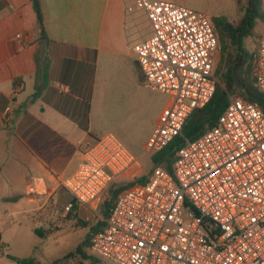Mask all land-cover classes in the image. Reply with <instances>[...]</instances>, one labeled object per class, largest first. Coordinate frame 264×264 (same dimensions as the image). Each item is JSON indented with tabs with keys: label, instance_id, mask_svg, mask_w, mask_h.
Returning a JSON list of instances; mask_svg holds the SVG:
<instances>
[{
	"label": "built area",
	"instance_id": "1",
	"mask_svg": "<svg viewBox=\"0 0 264 264\" xmlns=\"http://www.w3.org/2000/svg\"><path fill=\"white\" fill-rule=\"evenodd\" d=\"M136 7L152 27V35L132 47L144 85L169 96L145 145L153 157L213 99L220 40L201 11L164 0H136ZM257 49L254 77L264 94V36ZM80 159L61 184L104 221L92 237L97 256L112 264H264V111L258 104L231 97L215 128L185 140L172 172L154 168L146 184L118 195L104 219L100 208L112 185L136 182L142 165L114 135L85 145ZM46 191L43 179L30 180L31 196Z\"/></svg>",
	"mask_w": 264,
	"mask_h": 264
},
{
	"label": "crops",
	"instance_id": "2",
	"mask_svg": "<svg viewBox=\"0 0 264 264\" xmlns=\"http://www.w3.org/2000/svg\"><path fill=\"white\" fill-rule=\"evenodd\" d=\"M39 2L45 36L31 0H0V152L7 145L13 161L7 174L16 177L2 180L0 168V221L9 228L48 208L62 181L76 172L81 149L97 140L92 107L115 69L130 72L133 60L144 82L132 47L152 35L148 15L136 0ZM211 11V18L220 17L215 8ZM58 85L69 91L60 93ZM32 178L43 179L46 193H28ZM69 201L66 208L76 204L72 196ZM76 205L68 212L74 220L95 216ZM97 222L104 224L99 217Z\"/></svg>",
	"mask_w": 264,
	"mask_h": 264
},
{
	"label": "rangeland",
	"instance_id": "3",
	"mask_svg": "<svg viewBox=\"0 0 264 264\" xmlns=\"http://www.w3.org/2000/svg\"><path fill=\"white\" fill-rule=\"evenodd\" d=\"M193 10L201 11L207 15L215 24L218 17H210L211 10H217L220 17H224L232 23H239L245 16V9L238 7L235 0H222V6L216 8L219 0H177ZM264 36V21L259 19L255 27L244 32L243 49L250 55H257L258 43ZM220 40V39H219ZM221 53L217 55L215 62V73L220 66ZM169 100L166 94L152 92L148 90L140 77L137 66L131 61V71L126 69H115L113 76L108 80L97 97V102L92 107L91 121L98 131L97 139L113 134L131 150V154L138 158L142 164V169L133 176L131 181L137 179L136 183L144 185L148 176L153 171L151 157L146 153L144 145L148 141L156 120L162 109ZM7 145L2 146L0 152V168L3 169L1 179L8 180L16 177L8 175L12 160L7 153ZM145 177L146 181L140 178ZM28 177H25L27 179ZM11 182V181H10ZM129 182H116L112 185L119 188ZM111 187V188H112ZM112 195L111 189L105 201ZM71 200V196L63 188L62 184L58 188L57 194L48 200V208L37 209L27 218L23 217L21 223L9 228V224H1L0 232L4 233L3 241L5 249L0 256V264H9L12 258L17 260L29 259L34 264H112L110 261L94 254L91 249L85 248L89 260L83 259L80 255L76 258L68 259L70 253L75 252L90 235L91 228L98 222L96 216L91 215L90 219L82 217L88 226H83L82 222L74 220L68 216L66 205ZM104 201V202H105ZM104 204V203H103ZM103 204L100 214L103 215ZM4 208L0 205V219L3 217ZM66 215L64 218L62 215ZM87 228V229H86ZM37 229L46 231L45 238L36 233Z\"/></svg>",
	"mask_w": 264,
	"mask_h": 264
},
{
	"label": "trees",
	"instance_id": "4",
	"mask_svg": "<svg viewBox=\"0 0 264 264\" xmlns=\"http://www.w3.org/2000/svg\"><path fill=\"white\" fill-rule=\"evenodd\" d=\"M37 12L38 22L45 36L44 16L39 0H31ZM238 7L245 9L244 18L239 23L227 21L224 17H218V21L214 24L216 33L220 39V66L216 71V76L219 83L216 88L213 99L202 109H197L187 120L182 134L177 136L174 141L164 150L151 157L153 169L163 167L169 172H172V165L176 160L177 153L185 143L186 139L194 140L204 133L212 130L218 124L219 118L227 108L231 97H239L248 102L258 104L264 111V94H262L257 86L254 77L255 55H250L243 49L244 32L248 29L252 30L257 20L264 21V0H236ZM38 95V94H37ZM36 95V96H37ZM146 181L145 177L140 178ZM138 180H136L137 182ZM136 182L127 183L119 188H111L112 195L104 202L103 212L107 218L112 207L120 193L135 185ZM73 202V201H72ZM77 209V205L73 204L70 211ZM82 222L83 226H88L86 222ZM104 226L103 223H98L90 227L92 235H90L75 252L70 253L66 258H76L80 255L83 259L89 260L92 257L88 256L85 248L91 249L92 237ZM36 233L42 239L45 238L46 231L37 229ZM5 243L2 233L0 232V256L4 253ZM13 261H19L22 264H34L32 260L20 259L17 260L11 257ZM79 264H84L81 261Z\"/></svg>",
	"mask_w": 264,
	"mask_h": 264
}]
</instances>
